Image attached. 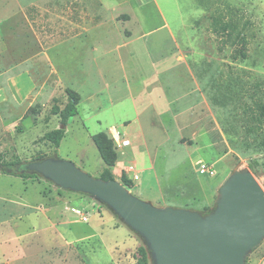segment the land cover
<instances>
[{"label": "rangeland", "instance_id": "obj_1", "mask_svg": "<svg viewBox=\"0 0 264 264\" xmlns=\"http://www.w3.org/2000/svg\"><path fill=\"white\" fill-rule=\"evenodd\" d=\"M218 14L235 23L222 52L210 31ZM239 34L249 38L248 57L233 62ZM66 88L80 99L54 148L42 136L61 127L54 109ZM253 100L264 104V0H0L6 161L57 156L100 178L91 136L105 131L117 148L113 179L124 171L133 195L209 212L234 169L263 186L264 127L251 130ZM30 106L37 113L23 118ZM140 245L106 205L41 177L0 174V263L137 264ZM244 264H264V239Z\"/></svg>", "mask_w": 264, "mask_h": 264}, {"label": "water", "instance_id": "obj_2", "mask_svg": "<svg viewBox=\"0 0 264 264\" xmlns=\"http://www.w3.org/2000/svg\"><path fill=\"white\" fill-rule=\"evenodd\" d=\"M12 171L35 173L61 190L106 205L142 239L151 264H244L264 239V187L247 168L234 169L226 177L214 207L205 214L155 206L121 182L93 177L57 156L35 159Z\"/></svg>", "mask_w": 264, "mask_h": 264}, {"label": "trees", "instance_id": "obj_3", "mask_svg": "<svg viewBox=\"0 0 264 264\" xmlns=\"http://www.w3.org/2000/svg\"><path fill=\"white\" fill-rule=\"evenodd\" d=\"M235 28L234 22H227L222 20V14H218L217 16L213 17L212 22L210 24V31L213 34L220 36L219 39V46L218 51L222 52L225 43L227 42L228 38L231 35V32ZM248 44L249 38L244 34H239L236 36L235 40L233 41V49L229 54V58L231 61L235 62L238 60H244L248 57ZM65 92L67 94V101L61 109L55 108L54 113L58 114L60 120V126H65L68 119L77 113V104L80 99V95L71 88H66ZM251 111V130L252 131H259L264 127V104L260 101L253 100L252 105L250 106ZM31 113H37V110L34 106H30L27 108L25 113L23 114V118L27 117ZM65 129L64 128H56L50 131H47L42 136V139L51 143L54 148H57L60 144L61 139L64 136ZM91 139L100 155V158L104 164V168L100 173V178L104 180L113 179V173L111 171L112 167L115 165L117 160V148L113 138L106 133L105 131H99L91 136ZM43 157H38L35 159H39ZM34 159V160H35ZM26 162L23 161H6L4 159V155L0 154V174H11L20 176L23 178H32V177H39L35 173H20L17 174L12 171L13 167L17 165H23ZM121 183L126 188H131L133 186V182L130 178H128L124 171L121 172L120 175ZM264 187V183H263ZM79 194V193H78ZM83 195V194H81ZM85 196V195H84ZM202 212V214L207 213ZM137 252L139 254L137 258V264H150L149 254L147 249L140 245L137 248ZM0 264H7L2 262Z\"/></svg>", "mask_w": 264, "mask_h": 264}, {"label": "built area", "instance_id": "obj_4", "mask_svg": "<svg viewBox=\"0 0 264 264\" xmlns=\"http://www.w3.org/2000/svg\"><path fill=\"white\" fill-rule=\"evenodd\" d=\"M112 135H113V137L115 138V139H117L118 138V133L117 132H114V131H112ZM128 142V140H124V141H122V146H126L127 143ZM199 171L201 172V173H208V174H212L213 173V170L211 169V168H209V167H207V166H205L204 164H202L201 166H200V168H199ZM133 179H138V175H134L133 176ZM69 211L78 219V220H80V221H82V222H87L88 221V218H89V215H88V212L86 211V210H84V209H79V208H77V207H74V206H72V207H70L69 208Z\"/></svg>", "mask_w": 264, "mask_h": 264}, {"label": "crops", "instance_id": "obj_5", "mask_svg": "<svg viewBox=\"0 0 264 264\" xmlns=\"http://www.w3.org/2000/svg\"><path fill=\"white\" fill-rule=\"evenodd\" d=\"M118 161V159L116 160V162ZM116 164V163H115ZM113 167H115V166H113ZM113 167H112V169H113ZM112 169H111V171H112ZM24 205L26 206V207H28V206H30L31 204L30 203H28V201H26L25 203H24ZM56 209L58 210V208L56 207ZM43 209H41V211H42ZM67 213V212H66ZM60 219H62V217H59ZM67 220V219H66ZM6 263V262H5ZM7 264H9V263H7Z\"/></svg>", "mask_w": 264, "mask_h": 264}]
</instances>
